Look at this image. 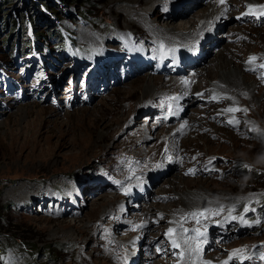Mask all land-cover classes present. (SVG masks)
Returning a JSON list of instances; mask_svg holds the SVG:
<instances>
[{
  "label": "rangeland",
  "instance_id": "374dc122",
  "mask_svg": "<svg viewBox=\"0 0 264 264\" xmlns=\"http://www.w3.org/2000/svg\"><path fill=\"white\" fill-rule=\"evenodd\" d=\"M61 1L52 0V3L60 8L62 14L55 5H50V8L43 0L36 2L41 13L37 16L46 23H49L48 20L56 23L51 28L41 21L34 24L44 39V35L49 33L40 50L27 49L36 35L26 18L30 13L25 10L22 20L19 16L22 10L8 7L9 30L15 36L5 42L4 32L0 33V105L6 109L8 100H13L15 104L7 115L6 111L0 113V123L10 119L8 117L15 107L18 109L22 104L34 102L38 108L60 112L56 124H49L45 129L56 135H66L68 140L66 148L60 151L48 148L56 140L46 137H35L31 145L29 143V149H19L22 143L20 136H29V132L38 129L41 119L36 114L20 121L17 126H12L10 120L11 123L0 129V264H128L133 257L138 258L139 264H161L162 261L178 264L181 252L190 248L191 252L194 250L203 258L189 264H264V0L255 2L262 13L245 8L248 0H243L240 5L233 0H224L223 3L221 0H163L173 2L169 5H174L171 10L163 6L158 10L153 7L147 9V17L157 22L158 28L165 27L169 21L167 18L175 16L173 11L177 7H180L179 14L185 5L190 6L187 10L189 14L175 17L174 23L184 22L196 15L204 9L205 5H198L201 1L227 6L228 12L219 17L218 28L208 22L210 24L205 27L203 37L198 38L200 43L210 42L208 36L218 42L210 51L200 52L203 56L201 64L195 61L194 66L187 67L180 75L162 73L166 78L177 76L183 78L186 85H195L189 94L178 99L174 110L170 111V104L164 110L163 105L168 101L163 100L174 98L175 90L163 93L161 98L158 95L146 98L143 104L136 106L135 118H130L129 123L124 122L112 141L103 144L94 153L77 154L74 158L71 155L75 151L68 147L70 142L82 141L86 130L90 136L91 131L87 127L92 126V122L85 124L80 121L78 109H87L91 113L101 108L120 107L128 111L129 102H120L117 106L121 95L113 90L126 91L125 83L130 81L116 85L109 83L95 92L88 102L90 98L84 91L87 81L91 80L90 75L78 76L74 63L87 56L93 62L97 57L105 62L108 57L120 56L119 60L123 58L124 64L129 65L122 70L123 79L130 74L133 80L132 75L138 71L139 63L138 60H135L137 64L130 61L131 57L149 61L151 54L157 69L163 60L162 55L166 56L162 49L167 47L157 48L156 43L147 39L154 38L149 35L150 32L145 33L136 25H128L123 17L114 14L127 6L128 0L123 3L115 0ZM23 2L29 6L28 0H14L13 3L22 5ZM144 42H147L146 45H142ZM198 42L192 44L194 48ZM4 44L10 45L8 50ZM228 46L229 52L236 55L241 64L249 65L242 68L240 74L247 78V84L254 86L249 94L255 96L252 103L248 94L247 97L239 94V99L233 100L227 97L228 100L225 94L216 93L217 96L211 97L205 94H210L211 88L204 78H199L197 70H201L203 65L204 69L209 68L205 61L209 62L218 56L219 50ZM144 52L149 55L145 56ZM124 53L128 55L122 57ZM224 55L229 56L226 52ZM29 63L30 69L29 66L26 68ZM177 63H180L179 59ZM97 65V62L92 64L93 68ZM88 66L90 68L91 65ZM98 69L97 72L104 70L101 67ZM52 75L56 76L58 84L56 95H53L54 86L49 83ZM141 75L134 78L137 83L141 81L138 78L144 77ZM39 83L41 89L46 88L44 93L49 92L39 95V88H31ZM72 89L78 92L74 99L70 98ZM79 92L82 93L81 98ZM27 97L29 101L25 99ZM79 101L83 104L77 105ZM150 105L152 109L149 110L147 107ZM127 115L123 116L126 120ZM170 118L174 122L168 123ZM187 120L194 121L195 129H185ZM130 122L141 128L139 132L144 137L134 145L136 129ZM161 133L167 134V143L171 146L159 150L164 136ZM176 141L182 142L179 159L176 151L172 150ZM155 144L159 145L157 149L161 155L164 154L163 158L166 156L165 159L148 154ZM165 167L170 169L162 174ZM153 170L158 175L162 174L160 178L154 179L151 185L143 184L146 174L150 184L148 173L153 174ZM172 178L195 183L205 180L209 181V186L185 189L190 201H194V209L183 212V209L177 208V218L168 215V221L165 210L169 211L170 204L177 200L169 184ZM133 185L138 188L132 190ZM98 186L104 188L98 194L120 198V206L113 212L115 215L107 216L102 225L95 223L102 211V208L96 211V193L89 196L79 194L84 187L95 189ZM130 186L132 191L128 193ZM17 187H22L24 191L19 198H5L6 190L13 191ZM145 191L148 193L144 195ZM130 194H133L132 198ZM138 195L141 199L136 198ZM145 197H149L148 202ZM148 206L152 209L145 217ZM93 209L95 212L91 211ZM193 213L197 215L193 216ZM181 220L187 221L185 225L176 226L174 232L169 233L172 229L170 224L182 223ZM54 223H64L67 227L56 229ZM74 229L78 232L75 233ZM212 229L218 231L208 242L197 240L205 231ZM87 231L90 232L88 237L83 238L80 234ZM119 242L125 243L124 251L117 250ZM173 242L176 247H173ZM174 248L177 249V256L168 253Z\"/></svg>",
  "mask_w": 264,
  "mask_h": 264
},
{
  "label": "bare ground",
  "instance_id": "6f19581e",
  "mask_svg": "<svg viewBox=\"0 0 264 264\" xmlns=\"http://www.w3.org/2000/svg\"><path fill=\"white\" fill-rule=\"evenodd\" d=\"M226 1H228V0H226ZM242 1L243 0H233V2H235L237 5H240L242 3ZM114 2L123 3L124 0H115ZM255 2H256V0H248V3H247L248 5H245L244 7L249 8V9L253 10L254 13H256L260 10L258 9V6L255 5L256 4ZM126 3H127V6L121 7L120 9L115 11L114 14H116L118 17L119 16L123 17V21H125V23H127L128 25H136L145 33L150 32L149 35L154 36V38H151V37L147 38V39H149L148 41L152 40L153 43H156V45L155 44L154 45L157 46V48H158V46L159 47L160 46L167 47L165 49H162L163 52H165L166 56L162 55L163 60L160 61V64H158V68L155 69L154 63H153L154 61L151 60L153 56L151 54L149 55V53H147V52H144V53H146V54H144L145 56L149 55L148 59H150V60L145 61L144 59H141V60H140V58L138 59L139 68H138V71L132 75L133 80L130 79L131 78L130 74L129 75L125 74L126 78H125V80L123 79L122 70H124V67L129 68V65L124 64L123 58L121 60H119L120 56L108 57V58H106L105 62L99 61L98 57L94 59V62L100 63V65L102 66V69H104V70L100 71V72L96 71L94 73V75H90L91 80L87 81V83L85 85V91H84L85 94L86 93L88 94V96H89L88 98H90V99H88L89 100L88 102H90V100L92 99L93 94L95 95V92L100 91L101 89H104L105 85L108 86L109 83H115L114 85L124 84L123 82L130 80L128 83H125V85L127 87L126 91L113 90V91H115L116 94L121 95V100L119 102H117V106H120V104H121L120 102H123V103L129 102L128 106H127V110L128 109L129 110L125 112V110L121 109L120 107L119 108L112 107V108H104V109L101 108L98 110H93L90 113V111L87 109H78V112H79L78 116H79L80 121L86 122L85 124H87V123L91 124V122H92V126L87 127V129L89 131H91L90 136L88 135V131L86 130L85 136L82 137V141H77L75 143H74V141L70 142L68 147L71 146L73 148V151H75V153H73L71 155L73 158L77 154L84 155V154H88V153H94V152H96L97 149H100L103 146V144H106V143L112 141L113 135L115 134V132L117 130H119V129L121 130L123 123L124 122L129 123L130 118H135L136 115H134V113L136 112L135 111L136 106L139 104H143L144 101L147 100L146 98L150 99L152 97H156L157 95L160 96V98H161L164 96L163 93L171 92L172 90H175L176 94H175L174 98L168 99V100H163V101H168L167 103H165L163 105L164 110L165 109L167 110L166 105H169V104H170V111L174 110L175 106L178 103V99L184 98V96L186 94H189L195 85L194 86L186 85L183 78H179L177 76L166 78V77H164V75H162V73H164V72L169 73V74H173V73L178 74L179 73V75H180V73L182 74L184 71H186L187 67L194 66V64L191 63V60H193V59L195 61H198L199 64H201L203 62V59H202L203 56H200V52L203 51V53H206V51L207 52L210 51V48L213 45H217L218 42L216 39L214 40L213 38L208 36L207 38L211 40L210 42H201L200 43V42H198L199 41L198 38L203 37L205 27L207 25H209L210 23H212V25H214V27L218 28L219 24H220L219 17L227 14V13H225V11L228 10L227 6L221 7L219 5V3H216V2H208L206 4L205 1H201V2H199L198 5H202V6L205 5L203 10L199 11L196 15L191 16L188 20H186L184 22L181 21L182 23L181 22L174 23L173 19L175 17H179V15L185 16V15L189 14L187 12V10L190 6L187 7L185 5V7L183 8V11L179 14H177L178 13L177 11H180V7H177V9H175L173 11V12H175V13H173V15H175V16L167 18V19H169V21H167L168 23L167 22L165 23L166 24L165 27L158 28V27H160L159 25H157L158 23L151 21L147 17L146 10L149 9L150 7H153L154 9L158 10V8L161 6H163V8H170L169 10H171V8L174 5L171 7H169V5L173 4V2L172 3H170L169 1L164 2L163 0H131V1L128 0ZM134 4L137 7L131 8L130 6L134 5ZM177 5H179V4H177ZM109 6H111V5H109ZM110 11L112 13V8L110 9ZM260 12L262 13V11H260ZM196 19H198V21ZM208 22H210V23H208ZM232 33H233V31H232ZM180 34H184L183 35L184 37L181 36ZM189 40H191V43H189ZM196 41L198 42L197 43L198 45L195 44V48H194V45H192V44H194ZM164 42L167 44H163ZM146 43L147 42H144L142 45H146ZM31 44L34 46L32 47ZM189 45H192L193 47H187ZM37 46L38 45H36V41H33L32 43L29 44L28 50L33 51L37 48ZM9 47H10V45L7 46L6 49L8 50ZM162 47H160V48H162ZM201 47H202V50H201ZM229 49H230V46H228L227 49H226V47H224V48H222V50L218 51V56H216L215 58H211V60L209 62L205 61L206 64H208V66H210L209 68L204 69V65H203V68L201 70H199V69L197 70V72L199 73V78L200 77L204 78L203 80L206 81L207 83H209L208 87L211 88L210 94H208L206 92H205V94L209 95V97L217 96V94H225V97L226 98L228 97L231 100L239 99V94L240 95L241 94L246 95V97L248 94V100H249V102L252 103L255 100V96H253V95L251 96L249 94H250V92L254 86H250L249 84H247V78L243 74L242 75L240 74L243 71L242 68L249 67V65H247V64L245 65L243 63H242L243 65H242L240 63V59H238L237 56L234 55L233 53L229 52ZM224 52H226L229 56H225ZM182 54H184V55H182ZM125 55H128V54L124 53L122 55V57H125ZM172 58H178V59L183 60V61H182V63L179 64V66L171 67V66H168V64L171 62ZM92 60L88 59V56L85 58H82L81 61L77 60L76 64H78V65L75 64V66L73 67L76 74L78 76L81 75V77H83L82 75H84V74H89L90 70H88V64L92 65L94 63ZM28 61L29 60L27 59L26 63ZM205 62H204V64H205ZM132 65H133V63L131 64V66ZM145 65H147L148 67H146ZM27 66H29V69H30L31 63H29V65H26V68H27ZM83 70H85L86 72L85 71L82 72ZM131 70L133 71L132 68H131ZM134 70H136V69H134ZM142 71H144V72H142ZM145 72L149 73L150 76H145V74H147ZM139 73L143 74L144 77L138 78V80H141V81L139 83H137V81H136L137 79L134 80V78H136L137 75H141ZM157 74H159V75H157ZM86 76H88V75H86ZM42 80H44V79H42ZM194 82H195V80H194ZM49 83H52V85L54 86L55 93L53 95H56L58 93L57 92L58 91V84L56 81V76L52 75ZM135 83H137V84H135ZM18 86H20V85H18ZM41 86H42L41 83H39L37 85L31 86V88L32 89H33V87L39 88L38 89L39 95H41L42 93L45 94V93L49 92V91H47L44 93L43 91H45L44 89H46V88L41 89ZM15 90H19V89L16 88ZM175 91H173V92H175ZM71 92H72V96L70 95L71 96L70 98L73 97V99H74L76 97V95L78 94V92L75 89H72ZM79 94H80V98H81L82 93L79 92ZM243 95H241V96H243ZM30 96H32V95H30ZM25 99L29 101L28 97ZM7 100H8V98H7ZM75 101H78V100L75 99ZM163 101H160V102H163ZM7 102H8V105H7L6 109L3 108L4 106L2 107L0 105V113L1 114L5 113V111H6V115H7L10 112V110L14 108L15 104H14L13 100H8ZM82 102L83 101H79L77 103V105L83 104ZM151 106L152 105H150L147 108H149V110H150V109H152ZM224 111H225V109H224ZM150 112H153V111L151 110ZM59 113L60 112L58 110L55 111L53 109H48V108L47 109L46 108H38L37 104H35L34 102H30L28 104L27 103L22 104V106H20V108L18 107V109L15 107L13 113H11L8 117L10 119H7L6 121H4V123H0V129L6 123L10 122V120H12L11 121L12 126H17V125H19L20 121H23L28 116L30 117L33 114H36V116H38L39 119H41V121L38 119L40 122V124L38 123L39 124V126L37 127L38 129L35 130L34 132H29L30 133L29 136H26V134L25 135L23 134L20 136L22 143L19 145V149H21V150L29 149V147L31 145L30 142L33 141L34 140L33 138H35V137L36 138H38V137H44L45 138L46 137L47 139H50V140H53L54 138L56 140L55 143L50 144L51 146H48V148H50L52 151H55V150L60 151L61 149L66 148V146L68 145V140L65 138L66 135L65 136L56 135V134L52 133L50 129H45V128H47V125H49V124H51V125L56 124L55 122L57 121V118H58L57 115H60ZM125 113L126 114L128 113L127 120L125 118H123V116L126 115ZM52 116H55V118L50 119ZM46 119H49V120L47 121ZM106 120H108V121L106 123H104ZM173 120H174L173 118H170L168 123L174 122ZM130 123H132V122H130ZM190 123H191V125L189 126ZM132 125H134V129H136V131H135L136 137H135V140L133 141V145H134L138 141H140L139 138L143 139L144 137L142 136L143 133L139 132L141 130V128L138 127L137 125L133 124V123H132ZM185 125H186L185 129H187L186 127H189L190 130L195 129L193 120L192 121L187 120L185 122ZM185 129H184V131H185ZM162 136H163V140L161 142L160 147L158 148L159 145H156L157 144L156 143L153 147H151L152 149L148 150V154L152 153L153 155H155V157L157 159H159V158L165 159V157H166L165 156L163 158L164 154L161 155V153H160V151H158V149L160 150V149L164 148V146H168V145L171 146L170 143H167V134L163 133ZM159 139H160V137L158 138V140ZM42 140H44V139H42ZM29 143H30V145H29ZM34 145H36V143ZM181 145H182V142H180V141H176V143L174 145H172L173 146L172 150L174 149V151H176L175 153L177 154L178 159H179L180 155H182L179 153ZM165 149H168V148L166 147ZM162 159H161V161H162ZM165 168L166 169L163 170L162 174H164V172L169 167H165ZM155 170H153V172ZM149 174H150V179H151L150 184L148 183V178L146 177L147 174L143 176V179L145 181V183H143V184L151 185L152 181L154 179H156L157 177L160 178V176L162 175V174H160V172H159L160 175H158L156 172H154L153 174H152V172H150V173H148V175ZM155 174H157V175L155 176ZM169 184L173 190L171 192H173V194H175V197L177 200L175 201L174 204H170L171 208L169 209V211L165 210V211H167L166 212L167 213L166 220H168V215L174 216L175 214L179 213L178 211H176L177 208H178V210L183 209L182 210L183 212H185L186 210H192V208L194 209V207H195L194 201L193 202L190 201V199H189L190 197H188L187 190H185V189L193 190L196 188L197 189L198 188H206L209 186V181L201 180V181H198L195 183L192 181L191 182L190 181L186 182L183 180L179 181V180H176L175 178H172L169 181ZM146 185H144V186L147 187ZM126 186H128V185L126 184ZM133 187L134 188L132 190H136L138 188L135 185H133ZM112 188H115V187H112ZM102 189H104V188H101L100 186H98L95 189L90 188V187H84L83 191H82V189H79L80 192L82 191L79 194H85L87 196L94 195L96 193V196L94 197V205L98 206L96 211L98 209L102 208V211H100V213H99V217H97V221H95V223H97L99 225H102L104 223V221H106L107 216L112 215V217H113L115 215V214H113V212H115V210L118 209V207L120 206V201H119L120 198L118 196H111V197L108 196L107 197L106 195H101L102 193L98 194V192L101 191ZM130 190H131V186L128 189V193ZM22 192H24L22 187H17V189H14L13 191L10 189L6 190L5 198H7L8 196L14 197V198L15 197L19 198V196L21 195ZM147 193L148 192L145 191L144 195ZM79 194H77V195H79ZM98 195H99V197H98ZM131 195H133V194H130V197L132 198ZM141 195H143V194H141ZM141 195L136 196V198L141 199ZM198 197H199V195H198ZM145 199L147 202L149 201V197H145ZM193 200H194V198H193ZM82 207L84 208V203H83ZM146 208H147L148 214L145 217H147L149 215V213L151 212V209H152L151 206H148ZM91 211L95 212V209H93ZM175 218H177V215H175ZM144 219L145 218H143V220ZM137 220L140 221L141 219H137ZM163 220H165V219H163ZM181 221H182V223L179 222V223L175 224L172 222L170 224L173 232H174L176 226L185 225V223L187 222L186 220H181ZM63 224L64 223H62V224L59 223L58 225H56L54 223L53 226H55L56 229L61 228L63 230V229H66V227H67V226H64ZM74 230H75V233L78 232L76 229H74ZM217 231H216V229L207 230V231H205V234L197 240H200V241L206 240L208 242L209 239L213 235L217 234ZM89 233L90 232H88V231L82 232L80 235L83 238H85V237H88ZM184 237L185 236H183V238ZM161 239H163V237ZM145 245H146V243H145ZM117 246L119 248V249L117 248L118 251H124L125 243L119 242ZM207 247H208V245H207ZM210 247H211V245H210ZM191 249L192 248H190L188 251H185L184 248L181 249L184 251L181 252L182 258L178 264H189L190 261H195V260L203 258L200 253L198 254V253L194 252V250L191 252ZM168 253H172L171 255H174V256L178 255V254L176 255L177 249H175V248L170 249L168 251ZM104 259H106V258H104ZM128 261H129L128 264H139L138 258L136 259V257H133V259H130ZM162 263L165 264V262H163V261L161 262V264Z\"/></svg>",
  "mask_w": 264,
  "mask_h": 264
},
{
  "label": "trees",
  "instance_id": "16d2710c",
  "mask_svg": "<svg viewBox=\"0 0 264 264\" xmlns=\"http://www.w3.org/2000/svg\"><path fill=\"white\" fill-rule=\"evenodd\" d=\"M40 1V0H39ZM44 1V3L45 4H47L50 8H51V6L50 5H52V6H54L55 4H53L52 3V0H43ZM59 1H61V0H59ZM63 1V0H62ZM61 1V2H62ZM14 2V0H0V33L2 34L3 32H4V37H5V42L7 41V39H11L12 37H14L15 36V34H13V33H11L10 32V30H9V17H7V12H8V7H10V6H12V7H14L15 9H18V10H22V12H19V16L20 17H22V20H24V15H22L25 11H27L28 13H30V15H28V17H26L29 21H30V23L32 24H30L31 25V27H32V29H33V32L35 33V41H36V45H38L37 46V50H39V47H41L42 45V43H45V42H43V41H46L48 38H49V33L48 34H46V35H44L45 37H46V39H44V37H41L42 36V33H39V31H37V27L36 26H34V24H36V23H39L40 21H41V23L42 24H45L46 25V27L47 28H51L52 27V25L53 26H55L56 25V23H50V20H48V22L49 23H46L45 21H43V18L41 17H38L37 15L39 14H41V13H39L38 12V7L36 6V2H38V0L36 1V0H28V5L29 6H27V4H25V2H23V4L22 5H19V4H14L13 3ZM71 2H77V0L75 1V0H73V1H71ZM22 6V7H19V6ZM41 5V4H40ZM56 6V5H55ZM24 7V8H23ZM27 7V8H26ZM28 7H30V9L32 10V11H29V8ZM58 9H59V11H60V13H61V10H60V8L58 7V6H56ZM21 8H23V9H21ZM25 10V11H24ZM34 10V11H33ZM16 11V10H15ZM24 11V12H23ZM34 12H37V13H35L34 15L32 14V13H34ZM62 14V13H61ZM24 16V17H23ZM45 18H52V17H45ZM35 19V20H34ZM58 19V18H57ZM56 19V20H57ZM21 20V19H20ZM21 20V21H22ZM45 20H47V19H45ZM30 27V28H31ZM8 31V32H7ZM20 33V32H19ZM18 33V34H19ZM17 34V35H18ZM8 37V38H7ZM40 43V44H39ZM6 45L4 44V47H5ZM7 47V46H6ZM28 49V48H27Z\"/></svg>",
  "mask_w": 264,
  "mask_h": 264
},
{
  "label": "snow or ice",
  "instance_id": "6c2138e0",
  "mask_svg": "<svg viewBox=\"0 0 264 264\" xmlns=\"http://www.w3.org/2000/svg\"><path fill=\"white\" fill-rule=\"evenodd\" d=\"M224 2V0H221V3H223ZM227 111H234L233 109H227ZM193 216H195V215H197L196 213H193L192 214ZM173 230L172 229H169V233H171ZM177 245H176V243L175 242H173V247H176ZM225 264H227V262H225Z\"/></svg>",
  "mask_w": 264,
  "mask_h": 264
}]
</instances>
